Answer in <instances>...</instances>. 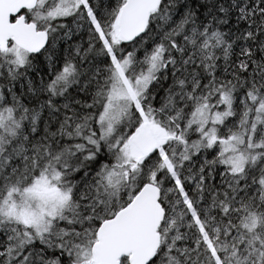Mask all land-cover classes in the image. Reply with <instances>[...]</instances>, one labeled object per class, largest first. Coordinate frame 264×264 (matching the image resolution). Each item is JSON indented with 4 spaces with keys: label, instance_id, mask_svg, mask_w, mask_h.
<instances>
[{
    "label": "snow or ice",
    "instance_id": "1",
    "mask_svg": "<svg viewBox=\"0 0 264 264\" xmlns=\"http://www.w3.org/2000/svg\"><path fill=\"white\" fill-rule=\"evenodd\" d=\"M0 264H264V0H0Z\"/></svg>",
    "mask_w": 264,
    "mask_h": 264
}]
</instances>
